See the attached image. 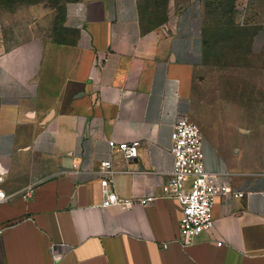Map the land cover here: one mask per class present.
Instances as JSON below:
<instances>
[{
	"label": "crops",
	"instance_id": "1",
	"mask_svg": "<svg viewBox=\"0 0 264 264\" xmlns=\"http://www.w3.org/2000/svg\"><path fill=\"white\" fill-rule=\"evenodd\" d=\"M201 11L190 0L145 29L139 0L71 1L30 76L10 69L0 39V188L12 197L0 204V264H264V128L201 126L205 172L244 193L216 198L211 233L183 246L182 207L162 195L173 127L193 116L206 63ZM254 11L264 53V9ZM109 141H139L138 158ZM106 161L120 197L153 202L103 208Z\"/></svg>",
	"mask_w": 264,
	"mask_h": 264
},
{
	"label": "rangeland",
	"instance_id": "2",
	"mask_svg": "<svg viewBox=\"0 0 264 264\" xmlns=\"http://www.w3.org/2000/svg\"><path fill=\"white\" fill-rule=\"evenodd\" d=\"M74 0H0V39L10 69L32 75L46 42L62 35L65 5ZM145 29L165 24L190 0H139ZM206 63L195 81L191 121L221 132L227 126L261 132L264 128V53L254 26L264 0H200ZM254 25V26H251ZM29 77H18L25 81Z\"/></svg>",
	"mask_w": 264,
	"mask_h": 264
},
{
	"label": "built area",
	"instance_id": "3",
	"mask_svg": "<svg viewBox=\"0 0 264 264\" xmlns=\"http://www.w3.org/2000/svg\"><path fill=\"white\" fill-rule=\"evenodd\" d=\"M188 115L182 114L176 118L172 132L171 153L174 157V168L169 179L162 187V195L176 200L182 207V216L179 221V242L183 246L195 243L203 233H211L214 229L213 208L216 198L232 195L241 198L244 193H235L231 187L219 183L216 176L205 172L203 139L200 128L194 124ZM139 141L117 143L109 141L112 151L120 153L123 158L131 162L138 158ZM7 170L0 165V185L5 181ZM101 179L103 190V208L120 207L130 209L135 205H148L152 198L125 199L114 190L111 161L101 164L97 173ZM190 181L189 189L186 183ZM30 189L26 193L29 197ZM12 197L0 188V204L9 201ZM222 243H218L221 246ZM167 247V245H164ZM55 260L61 259L60 254L54 255Z\"/></svg>",
	"mask_w": 264,
	"mask_h": 264
},
{
	"label": "trees",
	"instance_id": "4",
	"mask_svg": "<svg viewBox=\"0 0 264 264\" xmlns=\"http://www.w3.org/2000/svg\"><path fill=\"white\" fill-rule=\"evenodd\" d=\"M157 27V26H156Z\"/></svg>",
	"mask_w": 264,
	"mask_h": 264
}]
</instances>
